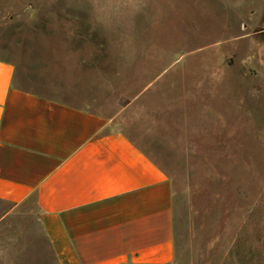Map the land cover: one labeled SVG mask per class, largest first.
I'll return each mask as SVG.
<instances>
[{
	"label": "rangeland",
	"instance_id": "1",
	"mask_svg": "<svg viewBox=\"0 0 264 264\" xmlns=\"http://www.w3.org/2000/svg\"><path fill=\"white\" fill-rule=\"evenodd\" d=\"M0 59L158 163L174 264H264V0H0ZM29 207L8 264H52Z\"/></svg>",
	"mask_w": 264,
	"mask_h": 264
},
{
	"label": "crops",
	"instance_id": "2",
	"mask_svg": "<svg viewBox=\"0 0 264 264\" xmlns=\"http://www.w3.org/2000/svg\"><path fill=\"white\" fill-rule=\"evenodd\" d=\"M68 101L18 84L0 59V259L16 260L4 231L33 203L52 264H174L165 172L116 117Z\"/></svg>",
	"mask_w": 264,
	"mask_h": 264
},
{
	"label": "trees",
	"instance_id": "3",
	"mask_svg": "<svg viewBox=\"0 0 264 264\" xmlns=\"http://www.w3.org/2000/svg\"><path fill=\"white\" fill-rule=\"evenodd\" d=\"M176 239H175V234H174V243H175V257H176V247H177V243H176V241H175Z\"/></svg>",
	"mask_w": 264,
	"mask_h": 264
}]
</instances>
